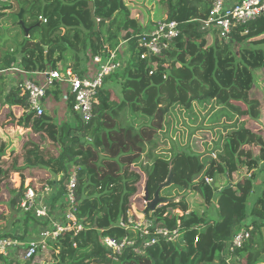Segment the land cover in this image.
<instances>
[{"label": "trees", "instance_id": "trees-1", "mask_svg": "<svg viewBox=\"0 0 264 264\" xmlns=\"http://www.w3.org/2000/svg\"><path fill=\"white\" fill-rule=\"evenodd\" d=\"M213 1L166 0V13L155 8L154 15L153 9L144 7L147 0H14L16 12H12L11 0L0 4V42L4 35L8 37L1 45L0 72L12 65L28 73L57 70L60 64L65 70L74 61L72 70L80 75L81 64L91 56L105 58L121 42L128 44L123 70L110 76L120 82V97L102 88L86 123L76 117L72 126L47 111L34 117L27 113L26 97L18 86L5 96L0 87V104L9 108L2 119L4 126H0V194L8 186L10 210L20 213L25 179L53 187L52 216L53 202L64 210L69 174L75 170L77 217L87 229L75 237L64 233L50 244L55 264H264V189L249 204L256 170L264 162V17L236 26L223 39L201 24ZM4 10L9 14H3ZM20 11L24 27L29 28L28 37L19 23ZM169 21L179 25L172 44L161 56L142 60L139 35L149 25ZM3 80L0 75V82ZM61 95L56 86L53 99L59 102ZM66 103L71 110V100ZM239 104L246 107V119H241ZM194 105L215 107L210 120L225 118L229 124L223 142L216 147L217 155H213L216 149L207 147L203 152H157L167 117L179 108L194 115ZM19 128L22 134L17 132ZM25 132L28 134L23 136ZM144 159L148 163L143 166L148 199H153L172 172L171 184L160 191V197L162 192L167 194L162 198L167 201L153 215L169 228L179 221L181 235L174 244L162 242L142 256L126 249L114 263L107 258L101 236L123 235L114 224L131 203L141 201V176L134 166ZM242 170L245 175H240ZM11 178L19 182L17 188H11ZM205 179L212 182L207 184ZM222 181L225 185L217 186ZM174 190L183 192L185 198L199 195L206 211L185 214L188 202L183 198L175 201ZM177 208L182 215L175 214ZM209 208L215 209L217 221L209 218ZM0 213V237L24 241L28 226L37 223L31 214L20 213L24 233L2 234L7 218ZM250 226V238L230 251L234 234ZM0 260H4L1 255ZM18 260L35 262L34 258Z\"/></svg>", "mask_w": 264, "mask_h": 264}, {"label": "built area", "instance_id": "built-area-1", "mask_svg": "<svg viewBox=\"0 0 264 264\" xmlns=\"http://www.w3.org/2000/svg\"><path fill=\"white\" fill-rule=\"evenodd\" d=\"M261 16L264 17V0H214L201 24L204 28L216 30L220 38L226 39L236 26H246ZM178 27L179 25L175 21L149 25L137 40V47L141 49L140 58L144 60L148 57L161 56L178 35ZM118 52L128 57L126 41L121 42L115 50L108 51L105 58L100 55L91 56L85 69L86 72L80 75L72 71L71 68L28 73L16 65H12L7 71L0 72V75L5 72L28 75L27 78L16 84L21 94L26 97L28 114H32L34 117L42 116L46 111L45 102L58 86L63 96L72 102L70 113L72 118L77 117L86 123L92 118L93 107L97 104V95L104 88L105 81L124 68V59L122 58L124 56L122 55L121 59L117 58ZM47 91L48 95L46 96ZM10 182L13 187L19 186V182L16 183L13 178ZM205 182L208 184L212 180L205 179ZM75 184L76 174L72 169L63 196L65 209L59 213V219H61L59 220L56 216H52L50 199L53 187L48 182L42 183L37 179H25L23 196L19 201L20 213L31 214L37 225L46 222L49 224L38 225V233L26 237L24 241L13 237H0V255L7 257L10 252L20 250L22 259L30 261L41 248L49 247L60 235L72 233L75 237L78 233L85 231L86 225L77 217ZM140 187L139 185L138 197H141V201L131 203L129 209L114 224V227L122 231L123 235L120 238L101 236V244L106 250L107 258L114 263L119 262L126 249H130L135 255L142 256L145 255L148 248L162 242L174 244L181 235L182 227L179 221L174 228L160 224L157 217L153 215L155 210L149 209L148 204L152 200L144 195V184L142 192ZM161 205L164 204H159L157 207ZM185 214H189V211H186ZM251 230L252 226L239 229L232 238L230 251L241 248L250 238Z\"/></svg>", "mask_w": 264, "mask_h": 264}, {"label": "rangeland", "instance_id": "rangeland-1", "mask_svg": "<svg viewBox=\"0 0 264 264\" xmlns=\"http://www.w3.org/2000/svg\"><path fill=\"white\" fill-rule=\"evenodd\" d=\"M11 1L12 3H9V4L13 6L12 12H16L17 11L16 2H14V0H11ZM144 7L145 9H153V12H152L153 15L156 10L155 8L160 9V13L161 12L166 13L167 2L166 0L157 1V2L154 0H147ZM134 15L136 16L135 13ZM5 27L7 26L5 25ZM9 46L10 45H8V47ZM5 49H7V47ZM3 51L4 50L0 47V55L3 53ZM122 55L120 54L119 56L120 59ZM125 57L127 56L122 57L124 59V62L127 59ZM88 61L89 59L85 60L81 64V68L84 65V67L82 68V73L86 72L85 69L87 67ZM69 65L72 67L71 69H73L75 67V62L69 61ZM62 68H63V64L62 65L60 64L58 70H62ZM2 76L4 77V79L7 78L4 81L5 83L3 82L4 83L3 87H5L7 86V81L9 84V81H11L12 79L11 73L5 72L4 74H2ZM104 88L113 92V94L116 95L117 97H120L121 88H120V82L118 79L110 77V79H108V81L105 82ZM52 94L53 93H51L48 100L51 99V97H53ZM116 96H113V98L117 100ZM238 106H239L238 108H240L243 111L241 119H246L247 118L246 107L243 104H239ZM215 110H216L215 107L212 108L210 106L194 105L193 106L194 115H191V116L187 115L186 113H183L180 108L172 112L167 117L168 125H165L162 131V136H160V139L157 141V144H158L157 152L159 153L160 151H166V153H169L171 151L203 152L207 148H210L211 150H215L217 146L219 147L220 142L222 141L221 139H223L222 137L225 135L227 131H229L226 129L229 126V124L225 118H222L219 120L217 119L216 121L210 120ZM15 112L17 115L21 114L20 110L15 109ZM70 113H71V110L67 108V103H66V108L64 109L61 120H58L56 117L55 119L60 122H66V123L71 122L73 121V118L70 115ZM5 116H6V113H5ZM0 124L3 125V120L0 121ZM6 132H9V131L7 130ZM17 132H21V129L19 128ZM19 134H22V133H19ZM27 134L28 132H25L23 136ZM161 141H165V145H160ZM218 150L219 149H216V151L213 153L214 156L217 155ZM141 163L142 164L140 165L139 164L135 165L134 168H135V171H137L138 174L141 176L140 191L142 192L143 184L145 182L143 166H145L148 163L146 162V159L142 160ZM263 173H264V162H262L256 170V173H255L256 174L255 175L256 185H255L254 191L257 190L260 184L264 181ZM242 174L245 175V170L241 171L240 175ZM234 179H236V177H234ZM224 185H225V182L222 181V182H218L217 186L221 187ZM7 187L2 188L4 193L2 195L0 194V212H2L3 216L7 218V226L1 232L5 234L18 235V234L24 233L22 232L24 225L20 224L21 214L18 211H15L16 209L10 210L11 207L8 204V200L10 199V196L7 193ZM11 188H17V187L12 186ZM172 195L175 201H178V200L180 201L182 198L184 200L186 199V201L188 202L189 212H194V211L205 212L207 209V208L206 209L202 208V204H201L202 198L199 195H194V197L187 196L185 198V195L183 192H177L176 190H174ZM164 197H167V194L162 192L161 198H164ZM252 201L253 199L251 198V202L249 203L250 205L252 204ZM53 203H54L53 205L54 216H59V213L60 212L62 213L63 211V207H61L59 203H55V202ZM250 205H248V208ZM174 212L178 216L183 214L181 208H177ZM208 216L214 222L218 220L217 213L214 208L212 209L209 208ZM38 230H39V226L37 225V223H34V224L31 223L30 226H28V231H27L26 236L35 235L36 233H38ZM97 231L101 235L102 230L98 229ZM52 247H53L52 245H49V247L41 248L38 254L34 257L35 262L33 264H55L53 261L52 255H51ZM9 254H10L9 256L4 257L3 261L0 260V264H5L6 261H10V262L13 260L17 261L18 258L20 257L22 259V253L20 250L12 251ZM17 264H23V263L18 260Z\"/></svg>", "mask_w": 264, "mask_h": 264}, {"label": "crops", "instance_id": "crops-1", "mask_svg": "<svg viewBox=\"0 0 264 264\" xmlns=\"http://www.w3.org/2000/svg\"><path fill=\"white\" fill-rule=\"evenodd\" d=\"M4 2H8V0H0V4H4ZM1 6V5H0ZM3 14H9V10H4V11H1ZM2 21L0 22V27H2ZM8 25V24H7ZM7 36V35H6ZM4 37H5V35H4ZM4 37H3V39H4ZM2 39V40H3ZM7 39H5L4 41H6ZM4 41L2 42H0V47H1V45L4 43ZM2 75V74H1ZM11 77H12V79H11V81H9V84H8V81H7V86H5V87H3V85H4V81H5V79H7V78H5L4 80H3V82H0V87H1V90L3 91V96H5L6 95V93L11 89V88H14V87H16V84L17 83H20L21 81H23L25 78H27L28 77V75H26V74H12L11 73ZM8 87V88H7ZM51 93H53V92H51ZM63 95V94H62ZM61 95V96H62ZM67 100H68V98H66V97H64V96H62L61 98H60V101L59 102H57V101H55L54 99H53V97H51V99H49V100H47L46 102H45V106H46V111L47 112H49L52 116H54V117H56L58 120H61V118H62V115H63V112H64V109L66 108V102H67ZM3 104H0V116H2L1 118H0V120H2V119H4V116H5V113H6V115L7 114H9V108L7 107V106H2ZM71 115V114H70ZM70 125H72V126H74V122L73 121H71V122H68ZM0 126H1V124H0ZM2 126H4V125H2ZM7 128V130L9 131L10 130V128L9 127H6ZM20 129H22V128H20ZM24 131L23 130H21V132H19V133H23ZM264 174V173H263ZM254 184L256 185V181H254ZM254 189H255V187H254ZM264 189V181L260 184V186H259V188L257 189V190H255L253 193H254V195H253V197H252V199H253V201L255 200V198L259 195V193H260V191L261 190H263ZM252 201V202H253ZM2 234H5V233H2ZM26 237H29L28 235L26 236ZM10 255V254H9ZM8 255V256H9Z\"/></svg>", "mask_w": 264, "mask_h": 264}, {"label": "water", "instance_id": "water-1", "mask_svg": "<svg viewBox=\"0 0 264 264\" xmlns=\"http://www.w3.org/2000/svg\"><path fill=\"white\" fill-rule=\"evenodd\" d=\"M21 14H22V12L20 11V13L18 14L19 23H20V25H21L22 28H23V31H24V33H25V36L28 37L29 28H25V27H24V25H23V23H22V21H21ZM7 38H8V37L5 35V37H4V39L2 40V42H3L5 39H7ZM47 95H48V91L46 92V96H47ZM171 182H172V172L170 171L169 174H168V178H167V180L157 188V190L155 191V193H154V195H153V199H152V201L149 202V204H148V205H149V209H150L151 211H154V210L156 209L157 205H159V204H165V202H166L167 200H164V199H162V198L160 197V191H161L164 187L169 186V185L171 184Z\"/></svg>", "mask_w": 264, "mask_h": 264}]
</instances>
